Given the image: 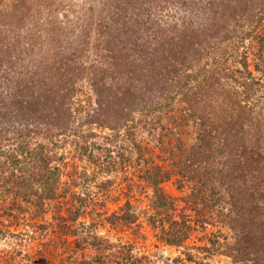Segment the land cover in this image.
I'll return each mask as SVG.
<instances>
[{
	"label": "trees",
	"instance_id": "1",
	"mask_svg": "<svg viewBox=\"0 0 264 264\" xmlns=\"http://www.w3.org/2000/svg\"><path fill=\"white\" fill-rule=\"evenodd\" d=\"M81 81L95 95L86 124L123 130L127 151L145 167L140 179L152 189L149 223L159 241L180 246L193 230L163 190L173 176L179 185L217 182L227 218L238 223L236 210L247 217L237 225L241 243L264 241V162L246 142L247 112L264 87V0H0L3 214L22 204L38 211L59 196L65 184L50 149L84 112L76 104ZM143 133L189 149L165 169ZM92 240L97 256L88 264H135L129 247Z\"/></svg>",
	"mask_w": 264,
	"mask_h": 264
},
{
	"label": "rangeland",
	"instance_id": "2",
	"mask_svg": "<svg viewBox=\"0 0 264 264\" xmlns=\"http://www.w3.org/2000/svg\"><path fill=\"white\" fill-rule=\"evenodd\" d=\"M64 11H58L61 19ZM78 88L76 104L84 112L74 114L68 132L50 147L65 185L41 210L22 204L19 213L0 212V264H88L97 256L91 246L95 235L108 242L103 247H129L135 264H264V241L254 235L250 243H241L237 225L247 223L245 213L236 210L232 218L238 223L231 222L225 191L205 177L181 179L179 185L173 176L162 184L193 230L180 246L159 241L149 223L154 215L152 189L140 179L144 165L127 151L123 130L86 124L85 114L96 108L95 95L87 81L79 82ZM257 96L254 109L247 112L251 123L246 142L260 149L264 162V87ZM191 131L189 127L187 141L194 135ZM141 136L150 141L155 163L165 169H174L189 149L187 141L181 150L174 142L156 143V135L153 140L145 133ZM218 162L219 158L213 160ZM124 212L134 216L130 223L121 221Z\"/></svg>",
	"mask_w": 264,
	"mask_h": 264
}]
</instances>
